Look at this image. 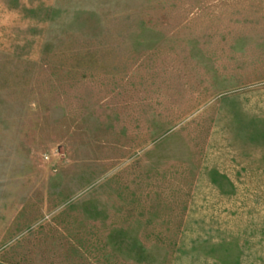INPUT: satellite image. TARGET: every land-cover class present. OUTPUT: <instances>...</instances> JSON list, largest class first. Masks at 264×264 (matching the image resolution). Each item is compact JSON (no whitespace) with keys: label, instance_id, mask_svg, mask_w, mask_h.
Here are the masks:
<instances>
[{"label":"rangeland","instance_id":"obj_1","mask_svg":"<svg viewBox=\"0 0 264 264\" xmlns=\"http://www.w3.org/2000/svg\"><path fill=\"white\" fill-rule=\"evenodd\" d=\"M0 264H264V0H0Z\"/></svg>","mask_w":264,"mask_h":264}]
</instances>
